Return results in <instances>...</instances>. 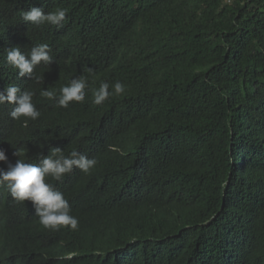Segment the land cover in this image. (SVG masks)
<instances>
[{"label":"trees","instance_id":"obj_1","mask_svg":"<svg viewBox=\"0 0 264 264\" xmlns=\"http://www.w3.org/2000/svg\"><path fill=\"white\" fill-rule=\"evenodd\" d=\"M33 6L65 9L63 26L24 22ZM38 44L53 59L39 84L6 60ZM82 75V102L40 95ZM102 82L125 91L96 105ZM8 85L40 112L14 120L0 104L9 162L17 147L28 163L59 148L97 164L46 178L75 230L44 228L0 187V264H264V0H0Z\"/></svg>","mask_w":264,"mask_h":264},{"label":"clouds","instance_id":"obj_2","mask_svg":"<svg viewBox=\"0 0 264 264\" xmlns=\"http://www.w3.org/2000/svg\"><path fill=\"white\" fill-rule=\"evenodd\" d=\"M21 16L24 22H31L35 26L49 24L62 27V22L66 18V10L57 8L45 14L42 8L33 6L30 10L23 11ZM6 60L9 66L18 70L19 77H24L25 74L31 75L35 83L39 84L42 78L34 73V69L42 62L49 65L53 59L49 54V46L38 44L26 54L22 53L18 46L8 48ZM88 71L91 75L92 69ZM87 87L88 80L82 75L78 79H72L70 84L61 87L58 98L52 90L41 89L40 95L44 98L55 99L59 107L66 108L72 101H84ZM124 91L125 86L120 82L113 85L102 82L98 88L93 90V103L101 105L110 96H119ZM35 94L33 90L21 91L16 85H8L4 92H0V104L7 102L14 105L10 112L14 120H20L22 117L36 120L40 112L33 104ZM14 148L16 149L14 155L19 157L14 164L9 162L5 151L0 149V162L7 163L6 170L0 168V187H4L17 202L31 201L36 206V215L44 228L59 230L63 226L73 230L77 229L78 220L70 215L71 209L64 194L47 183L46 178L50 177L60 181L74 168H79L87 174L97 164L96 159H90L77 151H72L69 156H65L61 149L54 148L49 156L42 157L38 164H34L25 162L21 158L24 155L23 149Z\"/></svg>","mask_w":264,"mask_h":264}]
</instances>
